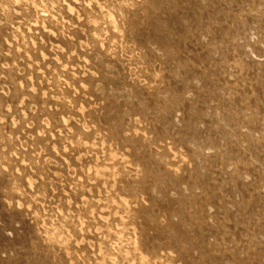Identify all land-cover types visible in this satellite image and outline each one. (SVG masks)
Masks as SVG:
<instances>
[{
    "label": "bare ground",
    "instance_id": "1",
    "mask_svg": "<svg viewBox=\"0 0 264 264\" xmlns=\"http://www.w3.org/2000/svg\"><path fill=\"white\" fill-rule=\"evenodd\" d=\"M247 1L241 6L240 0H0V64L7 60L17 71L24 68L29 86L12 72L0 74L18 77L23 95L34 87L45 91L44 99L31 95L39 117L52 122L55 142L42 143L48 135L35 138L32 122L27 132L31 150L22 158L0 150V264H250L253 257L242 260L241 239L264 264V236H259L264 235V193L257 194V202L253 197L255 186L264 188V180L257 182L258 174L264 178V164L250 169L241 156L253 148L257 153V146L264 149V65L246 64L239 42L246 29L264 44V26H253L256 20L248 11L261 6L264 21V0ZM216 36H223L224 53L208 65L206 53L218 50ZM258 53L264 56V48ZM227 72L234 77L230 86ZM193 77L199 88L187 83ZM209 86L216 93L212 98L224 104L217 109L230 111L234 123L221 135L237 148L235 169L225 172L221 188L205 165L209 157L201 152L215 148L218 135L197 129L208 107L195 97L210 92ZM221 89L224 93H217ZM186 91L194 96L183 98ZM75 101L85 106L77 108ZM114 110L123 115L112 116ZM177 110L182 113L179 127ZM147 114L155 119L147 123ZM75 117L81 119L73 122ZM76 124L83 125L82 131ZM237 127L259 136L240 134ZM187 129L191 134L183 136ZM7 134L9 122L1 117L0 147L13 142ZM244 141L258 144L251 149ZM153 145L161 151L153 153ZM178 146L185 160L174 163L166 148ZM142 149L145 155L151 150L149 160L159 157L155 162L166 167L165 173L159 164L156 170L155 162L140 158ZM220 158L211 157L212 164L223 163ZM244 174L252 181L242 182ZM181 183L185 187L179 190ZM173 188L182 199L166 198L164 191ZM235 192L238 197L231 201ZM208 199L216 208L217 228L207 229L214 242L206 246L200 218ZM154 208L169 212L165 225L153 222L159 214ZM144 217L150 219L146 223L152 219L150 228H143ZM158 225L161 247L153 246L150 234Z\"/></svg>",
    "mask_w": 264,
    "mask_h": 264
},
{
    "label": "rangeland",
    "instance_id": "2",
    "mask_svg": "<svg viewBox=\"0 0 264 264\" xmlns=\"http://www.w3.org/2000/svg\"><path fill=\"white\" fill-rule=\"evenodd\" d=\"M240 1H241V6L243 4H247V2H248L247 0H240ZM250 8L251 7H249L248 9H250ZM260 10H263V8L261 6H258L255 9H252L251 8L248 11L250 13V16L253 17L256 20V23L253 24V26H256L257 25V26H260L261 28H263L264 21H263V18L261 17L262 15L259 13ZM248 11L246 10V12H248ZM228 25L229 24L226 22L222 26H224V27L226 26L227 27ZM199 33L201 35H203V31H201ZM202 38H205V36L203 35ZM222 38H223V36L222 37H220V36L213 37L214 46L217 47L218 50L216 52H210L209 51V52L206 53L207 56L210 59L209 62H207L208 65L209 64L210 65L214 64L213 63L214 62L213 60H217L218 59L217 57L219 56V53H221V54L224 53V51H223V39ZM258 41H259V39L256 38L255 31H253V30H250L249 33H248L247 30L244 29L239 34V42L241 43V52H242L241 57L242 56L244 57L243 59H245L246 64L247 63H251V62H259V63H261V64L264 65V56H261L258 53V51L260 50V48H264V44H263V42L261 43V42H258ZM256 42H258V43H256ZM250 43H252V44L256 43V45L255 46H252ZM227 56L228 55L225 54V57H224L225 60L222 61L223 63H226L227 62L226 61ZM23 69L24 68H21V70H19V71L15 70L14 63L13 62H9L7 60H4L3 63L0 64V72L2 74H3V72H4V74L6 72H7V74H8V72H12L11 73V76L17 75L18 77L23 78L25 80L23 86H26V88H28V86H29L28 77H25L24 76L25 73L23 72ZM205 69H206V72H209V70L207 68H205ZM12 70H14L15 72L12 71ZM233 70H235V69L232 68V67H230V72L231 73L233 72ZM206 72H205V70L203 71V73L207 74ZM145 74L147 75L148 72L145 71ZM79 76L81 78H85L86 77L85 74L84 75H79ZM18 77H15V76L14 77H10L9 75L8 76H3V75L0 74V116L2 115L1 117L3 119H6L7 122H9V130H10V133L11 134H9V135L7 134L6 136L8 138H10V139H13V142L12 141L8 142V144L5 145L4 147H0V150L3 151V152H6L9 157H11V156L14 155L15 156V159H17V160H19L20 158H22L24 152H27V150H31V147L28 145V142H27V137L29 136V134H27V132H29V130L32 131V129H31L32 127H30V125H29L32 122H33V126L35 127V132L33 131L34 132L33 135H34L35 138H39V137L41 138L42 136L46 138V136L48 135V138L45 140V142H42V143H46V144H49V143L51 144L52 143V145L55 144V142L53 141L54 140V137H52L51 136L52 134H50L51 131H54V130H51L53 124L50 121V119L43 120L41 117H39V115H40V113H39V106L36 105V102L35 101H33V98H32V95H31V94H33V95L38 94L39 95L38 96V99L39 98L44 99L45 95L43 96V94H45L44 93L45 91H42V90L39 91L37 87H34L32 90L29 88L30 91H33L30 95H29V92L25 93L26 95H23L22 94V91H24L23 87L20 86V85H17ZM224 77H227V83L226 84H228L230 86L231 83H230L229 80H233L234 77H232L230 74H228V72H227V74L225 73ZM154 79H156V80H154L156 82L157 81V78H154ZM260 80H263V77H261ZM146 83H148V82L146 81ZM187 83H189L190 85L192 84V87L194 86L193 88H195V87L199 88V86H200L199 80L197 78H194V77H193V79L188 78ZM222 84H223V82H222ZM208 88H209V91L210 92H205V93H202L201 92L200 94H198V96L195 97V99L196 98L199 99V101H201L204 104V106L208 107V110H207L208 113H206L205 115H203V118L205 120H204V122H201V123H199L197 125V127H198L197 129L198 130L200 129V130H203V131L206 130L204 132V134H206V135L209 134V131H214L218 135L217 136V139H216V143H215V146L216 147L215 148L207 147L206 149L201 150V152L203 153V155H206V156L209 157L208 159H206V164L205 165L207 167V170L211 169L213 171L212 177H214L217 180L216 182H218L219 187L221 188L223 186V184L220 183V180L222 182L224 181L223 179H224V176H225V172L230 173V172H232L235 169V164L233 163V161L236 158L237 148L232 144V141L228 137V135H227V137H225L226 138V141H225L224 137L221 135V134L224 135V133H226L228 130H230L229 129V127H230L229 125L232 122L229 119V115L231 113H230V111H227L226 113H224V110H222L221 108L217 109V105L223 107L224 104L218 102L217 100H214L215 97H214V99L212 97H213V95L216 94L215 93V90H214V88H212L210 86ZM223 88H228V87L227 86H224ZM20 91H21V93H20ZM222 92L224 93V90L223 89L219 90V92L217 91V93H220V94ZM192 94H193L192 91L191 92L190 91L189 92L186 91V93L183 94V98H187V99H189L190 97L192 98L194 96ZM75 96L76 95H74V94L71 95V97L74 98V99H75ZM50 98L52 100L53 99L55 100L54 96H51ZM7 100H10V103H8ZM121 100H122L121 103H123L125 101V99H120V101ZM124 103H127V101L124 102ZM75 104H76V107L77 108H80V109L85 106L83 104V102L81 103V102L75 101ZM262 107L264 108V102L262 103ZM125 109H130V108L129 107H125ZM224 109H225V107H224ZM115 111L117 113V110H114L112 112V114ZM116 113H114L112 116L116 117V116H119V115L121 116V114H122L121 112H119V113H117L118 115H116ZM147 115H149V116H147L146 122L148 120H154L155 119V118H153V116L150 117L151 114H147ZM174 115H175L174 116V120H177L176 121L177 122L176 125L178 127L181 126V123L178 121L179 118L182 115L181 111L180 110H177ZM257 117H259V115H257ZM80 119H81L80 117H75V121H73V122H76V120H80ZM24 120H27V121H24ZM115 121H117V120H115ZM133 122H134L135 125H139L138 124L139 123L138 122V119L135 120V118H134ZM44 123H46V127H45L46 128V133L43 134L40 128H41V125L42 126L45 125ZM68 123L70 124L72 122L69 121ZM147 123H149V122H147ZM206 123H210L209 129H208ZM205 124H206V126H205ZM233 124L234 123H232V125ZM76 126L81 130V126H83V125L76 124ZM156 127L157 126L154 127V125H153V128L155 130H159L158 129L159 127H157V128ZM187 131L185 132V130H184L185 133L182 131L183 136H185V134H186V136H189L191 134V132L188 129H187ZM237 131L240 134L243 133V134L249 135L251 137H258L259 136V133L255 132V131H253L251 129H248L246 127L245 128H238L237 127ZM133 132H134V130H133ZM179 138L181 139V137H179ZM150 139L151 138L148 137V140H150ZM181 140L183 141V138ZM184 141H185V143L187 142L185 139H184ZM249 142H250V144L248 142H245V141L243 143H241V144L244 147H251V149H252L254 147V143L255 142H253V141H249ZM14 143H17V145L15 146ZM93 143H94V140L93 141L91 140V142H88L87 144H88L89 147H92V144ZM189 144H191V147L194 148L191 142H189ZM255 144H258V143H255ZM59 145L61 147V144H59ZM38 147H39V144L36 145V148H38ZM107 147H108V144L106 145V148ZM238 147H239V149H241V147L239 145H238ZM61 148H63V146ZM137 148H139V147H137ZM157 148L158 147H156V146L153 145L152 148H151V150H153L152 152L155 153V151L157 150L156 153H158V152L161 151V148H158V149ZM256 149H257V151H255V152H257V153H254L253 152L254 151V148H253L252 152H249L250 153V156L252 154H255L254 156L252 155L253 157H250L248 152H246L248 155L245 154V152H243V154L241 155L244 159L246 158L245 160L243 159V162H245V161L248 162L247 164L251 167V168L249 167L250 169L255 168L256 165L262 167L263 164H264V160H263V162L261 161L263 159V157H264V149L261 146H257ZM14 150H18V151H20V153L18 155H15ZM49 150L51 151L52 149L49 148ZM142 150H143L142 153L144 152V153L147 154V149H142ZM151 150L150 151L148 150V151L151 152ZM181 150L182 149L179 146L177 148H175V149L173 148V149H170V150L166 148V152L169 155L171 154V157H170V161L171 162H174L175 163V162H177L180 159H182L183 161L185 160V158L179 152ZM227 151H228V153H225ZM149 152H148V155H145L144 153L143 154L140 153V154H142L141 156H140V154L138 152V155L140 156L141 159L142 158L146 159L148 163L155 162V161L157 162V159H159V157H157V159L153 158L154 160L153 159H150L149 160V158L151 156V154H149ZM217 154H220V157H221L220 159H222V161H224V162L223 163H219L218 165H214V164H212L211 157H213V156H215ZM245 155H247V156H245ZM139 156H137L135 158H139ZM51 161L53 162L55 160L52 159ZM156 162L153 163L154 164V168L153 169L156 168V170H157V166L156 165L159 164V163L156 164ZM153 164L151 163V164H149V166L153 167ZM159 165H158L159 172L161 173V171L163 170V172L165 173L166 167L163 166V164H159ZM178 165H180V164H178ZM161 166L163 167V169H162ZM173 168H176V167H173ZM150 171H151V173L155 172L154 170L152 172V168L150 169ZM156 172L158 174V171H156ZM163 172L161 174H163ZM187 172H188V170H187ZM187 172H185V173H187ZM160 173L158 174V175H160V177L158 176L159 178H161V174ZM157 174H154V175L157 176ZM187 174H189V173H187ZM257 176H258L257 182H258V184H260V182L263 181L264 178H262L260 174H258ZM183 177H184V179H186V177L188 178V175L186 176V174H185V175H183ZM240 179L242 180V182L244 181L246 183L252 181L251 176H249L248 174H244L242 177H240ZM182 187L184 188L185 185L182 184V183L179 184V186H178L179 190ZM177 189L176 190L174 188L173 189H166L164 191L165 192L164 194H165L166 198H168L169 200H172V199L173 200H179L180 198L182 199V197L179 196V191H177ZM222 190H226V188H223ZM248 190L249 191H252L251 189H248ZM198 192L199 191H192V193H195V194H198ZM261 193H264V188L258 189V187L255 186L254 187V194H253L254 196L253 197L255 198L256 202H257V194L259 195ZM189 194H190V192H186V195H189ZM236 194H237V192H235L234 194H231L229 196V198H230L231 201H235L236 200V198L238 197V195L236 196ZM210 202L211 201L208 199L206 201V203L202 204V213H201L202 214V217L200 218L202 225L206 227V231H205L206 233L204 234L203 240H201V243L206 244V246L207 245L209 246L210 243L214 242V237L213 236H210V233H208L210 231H207V229L208 228L209 229H211V228L212 229L217 228L216 221H215V219L213 217L215 215V213H216V208L212 204H210ZM223 208H226V207L224 206ZM229 208H232V205L231 204L229 205ZM157 209L154 208V210H157ZM153 212H155V211H153V210L150 211V213H152L151 215H154ZM156 212H158L160 215L155 213L154 216L155 217L157 216L158 221H157L156 218L155 219L153 218V222L156 220L155 222H158V223H160V225H162L163 222H165V221L168 222L170 220L169 218L171 216H170V214H167V213H169L167 210L164 211L163 209H158ZM161 213H162V215H161ZM164 213H166V214H164ZM165 216H167V217H165ZM146 217H144V219H142L141 223L142 224L143 223L146 224V225L143 224L146 227H144L143 225L142 226H143V228H146L147 229L148 227L150 228L152 226V225L150 226V224L152 222V219H151V222L150 223L148 222L149 223V225H148V223H146V222L149 221L150 219L148 220V218H146ZM160 217L163 218V220L160 219ZM164 217H165V219H164ZM167 219H169V220H167ZM159 220H161V221L159 222ZM167 222H165L164 225ZM139 225H141V224H139ZM157 227L160 230V231L157 230L159 232L156 231ZM157 227H154L153 230L150 233L151 234V237L152 238L155 237V241L156 240L158 241V242H155L154 241L155 244L153 243V246H157L158 244L159 245L162 244V246H163L164 242L161 241L160 238L158 237L159 234H160V232H161V229H160L159 225ZM153 231H154V233L152 235V232ZM154 234H155V236H154ZM208 234H209V236H208ZM211 234H213V233H211ZM233 235H234V233H233ZM259 236H260V238H262L264 235L261 233V234H259ZM148 240L150 241V239H148ZM227 241H228V239L225 240V242H227ZM240 241H241L240 242L241 243V246H239V248H242V251L244 250L246 252V254L243 255V257H242V260L243 259L248 260L249 258L250 259H253L254 258L252 260V263L250 262V264H253V262L259 263V264L262 263L261 259L260 258H257V256H256L257 254H255L254 252L252 253V251L249 252L247 250V248L244 247V246H246L245 244L242 243V242H245L244 239L243 240L241 239ZM182 245L184 247H186L188 244L186 242H184V243H182ZM194 245H196L195 248L200 247V244H198V245L197 244H194ZM157 247H161V246H157ZM203 247L200 248V249H203ZM228 247H230V245H225L224 248L227 249ZM200 251L198 249H196L194 251V253L198 255V254H201ZM249 253H251V254H249ZM252 255H254V256H252ZM238 257L239 256H237V258ZM256 260H257V262H256Z\"/></svg>",
    "mask_w": 264,
    "mask_h": 264
}]
</instances>
